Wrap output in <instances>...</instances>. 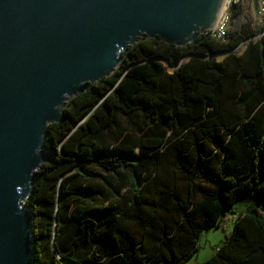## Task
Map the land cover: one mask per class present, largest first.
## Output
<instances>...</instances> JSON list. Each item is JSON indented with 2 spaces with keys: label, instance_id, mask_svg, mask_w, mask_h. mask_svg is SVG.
<instances>
[{
  "label": "trees",
  "instance_id": "16d2710c",
  "mask_svg": "<svg viewBox=\"0 0 264 264\" xmlns=\"http://www.w3.org/2000/svg\"><path fill=\"white\" fill-rule=\"evenodd\" d=\"M260 9L237 4L225 42L142 39L65 104L27 200L37 264H186L228 214L231 233L202 264H264Z\"/></svg>",
  "mask_w": 264,
  "mask_h": 264
},
{
  "label": "water",
  "instance_id": "95a60500",
  "mask_svg": "<svg viewBox=\"0 0 264 264\" xmlns=\"http://www.w3.org/2000/svg\"><path fill=\"white\" fill-rule=\"evenodd\" d=\"M223 0H0V264H37L27 205L65 104L142 39L185 47ZM235 8V7H234Z\"/></svg>",
  "mask_w": 264,
  "mask_h": 264
},
{
  "label": "rangeland",
  "instance_id": "374dc122",
  "mask_svg": "<svg viewBox=\"0 0 264 264\" xmlns=\"http://www.w3.org/2000/svg\"><path fill=\"white\" fill-rule=\"evenodd\" d=\"M264 24V14H259V17L253 27L255 29H260ZM261 35L257 36L254 40H258ZM246 48V44L241 45L237 49V54L241 55ZM224 57L218 56L217 60L221 61ZM108 180L114 182L115 180L111 177H107ZM125 186V185H124ZM236 213L242 212L243 208L240 204L234 207ZM234 216L228 214L225 220L222 222L220 227H210L204 230L199 238V250L190 258L187 264H202L208 261L214 254L218 247H220L225 241L226 237L231 233L233 229ZM109 264H121L118 261H111Z\"/></svg>",
  "mask_w": 264,
  "mask_h": 264
},
{
  "label": "built area",
  "instance_id": "2783aa9c",
  "mask_svg": "<svg viewBox=\"0 0 264 264\" xmlns=\"http://www.w3.org/2000/svg\"><path fill=\"white\" fill-rule=\"evenodd\" d=\"M243 0H223V4L215 26L206 31V34L220 42H225L228 39L227 27L231 19V14L234 7ZM261 9L260 14H264V0H260Z\"/></svg>",
  "mask_w": 264,
  "mask_h": 264
},
{
  "label": "crops",
  "instance_id": "0c3cea01",
  "mask_svg": "<svg viewBox=\"0 0 264 264\" xmlns=\"http://www.w3.org/2000/svg\"><path fill=\"white\" fill-rule=\"evenodd\" d=\"M187 264V263H186Z\"/></svg>",
  "mask_w": 264,
  "mask_h": 264
}]
</instances>
